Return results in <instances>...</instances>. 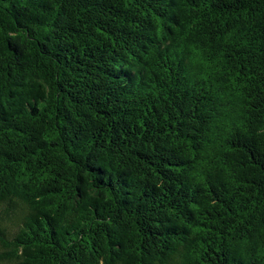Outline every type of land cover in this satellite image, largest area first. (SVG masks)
<instances>
[{"label":"trees","instance_id":"1","mask_svg":"<svg viewBox=\"0 0 264 264\" xmlns=\"http://www.w3.org/2000/svg\"><path fill=\"white\" fill-rule=\"evenodd\" d=\"M0 264H264V0H0Z\"/></svg>","mask_w":264,"mask_h":264}]
</instances>
